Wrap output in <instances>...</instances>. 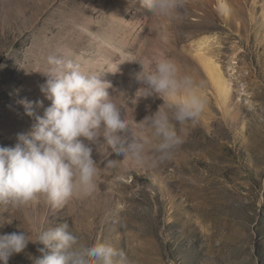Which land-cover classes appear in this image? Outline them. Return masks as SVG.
<instances>
[{"label": "rangeland", "instance_id": "1", "mask_svg": "<svg viewBox=\"0 0 264 264\" xmlns=\"http://www.w3.org/2000/svg\"><path fill=\"white\" fill-rule=\"evenodd\" d=\"M217 1L182 0L170 20L151 16L139 0L1 5L0 147H14L19 134L33 130L35 116L26 115L21 101L33 102L39 116L51 105L41 91L49 79L50 55L99 72L127 119L141 122L130 125L128 141L143 145L138 156L94 146L97 187L88 197L61 207L43 198L19 208L0 204V235L23 231L32 241L8 264H34L43 247L35 242L39 230L65 222L84 244L112 246L115 264H264V24L259 16L264 0H228L233 14L226 16ZM121 52L153 65L164 53L204 99L198 118L179 123L157 95H135L147 87L134 78L139 63H129L132 75L123 73V64L111 72ZM196 54L211 58L228 81L225 109ZM105 73L122 78L117 83L102 78ZM160 106L182 140L167 154L143 121ZM191 127L195 142L185 148Z\"/></svg>", "mask_w": 264, "mask_h": 264}, {"label": "clouds", "instance_id": "2", "mask_svg": "<svg viewBox=\"0 0 264 264\" xmlns=\"http://www.w3.org/2000/svg\"><path fill=\"white\" fill-rule=\"evenodd\" d=\"M139 3L151 16L165 20L174 18L183 6L182 0H139ZM218 11L230 12L226 0H219ZM120 57L119 61L111 62L112 73L125 63L141 65L134 78L147 87H140L135 95L140 98L157 95L163 100L162 105L167 103L174 110L179 123L198 118L205 101L197 94L192 78L182 76L173 61L162 57L153 65L138 60L130 52H121ZM48 64L49 79L41 91L51 105L39 116L34 113L33 102L21 101L26 115L35 116L33 130L19 134L14 147H0V204L19 208L43 198L49 205L61 207L73 198L88 197L97 187L94 146H103L105 152L111 148L123 156H138L143 148L140 143L129 142L126 135L131 124L141 122L127 119L107 91L111 85L99 78V72L86 70L77 60L56 55L48 57ZM35 104L42 106L40 101ZM143 121L161 138L158 147L163 153L182 142L161 106ZM100 137L103 144H98ZM29 242L32 241L23 231L0 235V264H8L10 257L23 252ZM35 242L43 247L34 264H94V261L115 264L118 255L107 244H84L67 222L47 230L41 228Z\"/></svg>", "mask_w": 264, "mask_h": 264}, {"label": "bare ground", "instance_id": "3", "mask_svg": "<svg viewBox=\"0 0 264 264\" xmlns=\"http://www.w3.org/2000/svg\"><path fill=\"white\" fill-rule=\"evenodd\" d=\"M10 1L11 0H0V8H1V5L3 3H5V2L8 3ZM197 1L201 5V3H204L207 0H197ZM217 2L219 4V0ZM226 3L228 5V7L230 8V12H228V13L230 15H232L233 14V7L228 2V0H226ZM228 13H225L223 15L226 16ZM259 16H260V20L264 24V8L263 7L260 9V15ZM158 54L160 55L159 57H161V58L162 57L163 58H167L164 55V53H162V52H159ZM196 58H197V61H198V64H199V68L203 72L204 76L206 77L208 85H210V87L212 88L213 93H214V95L216 97V100L225 109V107L227 106V103L229 101V98H230V89H229L228 81L224 78V76L221 73L219 67L216 64H214V62L212 61L211 58L205 57L202 54H196ZM122 71H123V73L126 72V73L131 74V75L134 74V69L132 68V65L129 64V63L128 64L127 63L123 64ZM122 75H118V76H122ZM102 78H105V79L111 80V81H115L116 79H120L122 77L118 78V77H116V74L114 75V74H111V73L110 74L109 73H105ZM122 81H123V79H122ZM115 82H117V81H115ZM123 82H121V83H123ZM124 83H127V82L125 81ZM151 97L154 98V96H151ZM194 142H195L194 128L191 127L189 129V134H188V137H187V141L183 143V146L185 148H192Z\"/></svg>", "mask_w": 264, "mask_h": 264}]
</instances>
